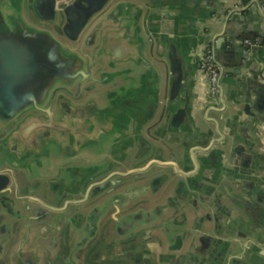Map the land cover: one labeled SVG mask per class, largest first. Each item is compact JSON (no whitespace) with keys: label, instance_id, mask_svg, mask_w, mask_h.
Listing matches in <instances>:
<instances>
[{"label":"water","instance_id":"water-1","mask_svg":"<svg viewBox=\"0 0 264 264\" xmlns=\"http://www.w3.org/2000/svg\"><path fill=\"white\" fill-rule=\"evenodd\" d=\"M26 1L0 0V156L3 159L0 160V193L11 188L15 172L24 173L28 183L39 179L43 182L44 200L38 201L36 192L27 199L32 204L36 200L40 202L47 213L38 218L34 207H25V218L10 215L0 223V231L7 237L3 240L2 235L0 245L10 248V264H46L44 254L52 255L60 246L58 234L50 237L47 225L56 213L59 221H70V216L83 203L76 199L83 195L84 203L91 207L90 217L98 208L96 224L101 223L100 238L104 239L91 242L93 235H86L83 245L74 247L77 234L67 233L66 223L62 242L71 254L80 249L90 251L98 242L102 247L128 242L129 253L133 254L151 232L155 233L152 239L168 242L170 246H176L187 236L189 250L197 252V233H205L203 238L211 243L223 225L232 240L241 246L242 240L254 231L252 205H264V168L254 164V159L261 156L262 141L247 143L241 148L244 152L236 156L239 128L232 121L245 118V105L232 107L215 100L211 110L215 116L205 117L204 123L197 126L199 140L193 151L181 152L160 139H148L142 132L138 141L126 149L124 157H115L112 145L127 135L139 111L136 108L140 100L131 99L141 94L139 80L151 78L157 95L161 88V67L166 64L151 57L156 38L147 29L148 17L142 16L143 12L121 13L127 4L124 1L113 6L117 0H54L57 9L53 19L35 22L25 14L29 10ZM258 6L263 9L262 4ZM149 7L147 3L141 7L146 15L151 12ZM236 19L230 15L224 31ZM230 33L227 42L221 37L224 44L217 45L218 51L214 48L221 66L218 94L223 89L221 81L225 75L239 79L243 70L252 72L249 60L262 45L260 38L248 31L230 30ZM239 33L244 34L242 38ZM240 38L244 45L245 40L258 43L245 45L248 49L242 55L235 43ZM108 68L112 71L105 78L101 73ZM171 71L177 72L173 65ZM130 72L134 73L133 82L138 79L136 88L127 87L126 75ZM204 74L209 92V76ZM254 76L259 78L262 74ZM117 78H126V85L118 84ZM180 79L176 77L173 93ZM257 85L260 88L254 102L257 115L248 117L245 123H253L260 134L264 130V85L259 81ZM132 89H136L133 94ZM173 93L171 104L177 101ZM186 102L185 105L188 98ZM202 110V106H197L196 115ZM211 160L216 166L211 175L203 177L205 165ZM192 165L196 171L190 168ZM69 166L74 169L72 176L79 191L72 195L74 201L60 209L58 196L49 190L50 178L55 174L67 178ZM133 185L144 190L139 201L128 198L114 202L115 195L128 196ZM180 188L188 191L184 199L169 207L174 211L159 204L171 200ZM12 200L15 211H24L19 198ZM150 204L159 205L160 209L156 206L152 216L148 212L144 214L142 209L144 215L137 219L134 211ZM113 209L119 217L111 219L128 225L127 240H115L114 226L108 217ZM221 209L226 211L225 224L219 220ZM180 211H184L191 224L188 231L172 220ZM51 238L53 246L49 244ZM72 257L74 264H78L86 256ZM125 262L130 263L128 259ZM103 264L117 263L110 258Z\"/></svg>","mask_w":264,"mask_h":264},{"label":"crops","instance_id":"crops-1","mask_svg":"<svg viewBox=\"0 0 264 264\" xmlns=\"http://www.w3.org/2000/svg\"><path fill=\"white\" fill-rule=\"evenodd\" d=\"M122 1L127 4L120 10L121 13L143 12L142 16L148 17L147 29L156 38L151 49V57L162 59L166 65L161 67L163 74L159 95L154 92L151 78L139 80L142 87L141 94L131 98L133 101L140 100L139 108L133 106L139 111L135 114L127 135L112 145L115 157H124L126 149L138 141L142 132L148 135V139H160L181 152L193 151L199 140L197 126L204 123L205 117L215 116L211 110L216 105L214 104L216 100L220 104L224 101L232 107L245 105L243 110L246 114L245 118L232 121L235 127L239 128L240 140L236 156L239 157L244 152L241 148L247 143L261 140L263 143L262 150L259 151L261 156L254 159V164L262 165L264 168V130H260L259 134L253 123L248 125L245 123L248 117L257 115L254 102L257 98L255 94L257 91L260 92L258 81L264 85V0H117L113 6ZM255 1L262 4L263 9ZM145 3L149 4L151 9L148 15L141 9ZM26 5H29V10H25L26 16L35 22H50L55 14L54 9H57L54 0H27ZM230 15L237 18L236 22L224 31V23ZM230 30L248 31L260 38L262 45L255 51V57L249 60L252 72L243 70L239 79L233 75H225L221 81L222 91L213 98L208 92L206 75L200 68V57L205 48L212 47L217 50V45L221 46L227 42L232 36ZM243 35L239 33L241 38ZM222 36L225 37L224 42ZM241 38L235 43L239 53L244 55L248 47L240 43ZM172 65L177 71L176 74L171 71ZM111 71L108 68L101 75L104 74L107 78L106 74ZM133 74L130 72L126 75L127 87L135 85L136 88L138 85V79L133 82ZM254 74H262V76L255 78ZM177 76L181 79L177 91L173 93V84ZM124 79L126 78H117L118 84L125 86ZM135 91L136 89L130 90L132 94ZM172 93L177 97L175 104L169 102ZM186 98L189 103L185 105ZM197 106L203 107L199 116L195 113ZM214 166H216L214 160L207 163L203 177L211 175ZM190 168L193 169L194 166ZM193 170L196 171L197 168ZM186 191L184 188L177 189L171 200H164L159 204L169 209L172 204L185 198ZM143 192L139 185H133L128 191L130 196L136 199L135 201L141 199L140 195ZM156 206L160 209L159 205L150 204L137 208L134 214L137 219L146 212L152 216ZM142 209L144 214H141ZM218 214L221 223L225 224L226 211L221 209ZM250 215L256 221L254 231L251 236L242 240L241 246H238L227 234L224 225H221L218 234H214L215 240L211 243L207 238H203L205 233H197L195 239L197 252L189 250L190 240L186 238L187 236H183L176 246L175 244L170 246L168 242L160 243L152 239L151 236L155 233L151 232L147 235L148 239L143 241L142 246L135 249L136 251L129 258L126 256L125 248L117 247L112 251L116 256H88L87 264L107 263L110 258L121 262L117 264H122L127 259L130 264H264V205H252ZM113 216L119 217L116 214ZM172 220L183 230L188 231L191 228L184 211L174 214ZM113 230L115 233L119 230V236H127V230L120 222L115 224ZM200 238L204 239L203 242ZM67 262L70 263V260L67 259Z\"/></svg>","mask_w":264,"mask_h":264},{"label":"flooded vegetation","instance_id":"flooded-vegetation-1","mask_svg":"<svg viewBox=\"0 0 264 264\" xmlns=\"http://www.w3.org/2000/svg\"><path fill=\"white\" fill-rule=\"evenodd\" d=\"M57 31L59 33H62L61 28H57ZM69 168L70 169L67 172L69 175L67 176V178L64 177L63 175H58V174H55L53 175L52 178H50L49 190L51 193H54L58 196V201L61 202V204L59 205L60 207H58L60 209L65 208L67 204H69L71 201H74L75 199H72L74 198L72 195H74V193L79 191V187L76 181L73 180L75 176H72V174L74 173L73 172L74 169L72 166H69ZM69 176H72V178L70 179ZM42 189H43V182L41 180L39 181V179H35L33 183H28L26 179V175L24 173L15 172L13 175L12 182H11V188L4 193H0V202L2 203V207H0V223L8 220L10 218V215H16L18 217L25 218V209H26L25 207H28L29 209L34 207L35 212H36V217L38 218L45 215L47 213L46 209L42 208L41 203L38 202L40 200H44L42 197ZM32 192L34 193L36 192L35 198L38 200V201L36 200V202H34L33 204L30 203L29 199H27L33 196V194L30 195ZM11 198L12 199L19 198L18 203L20 206L23 205L24 211L21 212L19 211L20 209H18V211L17 210L15 211L13 207L14 201ZM85 198L86 197L83 195L80 198L78 197L76 199L77 201H83V203L79 204L80 205L79 210H76V213H73L70 216V221L68 222L59 221V219L56 218L58 215L57 213L56 215H53V218H51V221L47 225L46 229L50 237L54 234H58V237L60 238V246L55 251L54 254L52 255L44 254V261L46 264L47 263L49 264H74L75 258H73L72 256H86L84 258V261L79 260L78 264H87L88 256H116L112 254V251L115 250L117 247L125 248V252L127 253L126 256L128 258L132 256V254L129 253L130 248L128 246V242L117 243L115 245H109V246H104V247L101 246L100 242H102L104 238L103 237L100 238L101 236L100 234L102 231L101 223L98 222L96 224L99 218L97 214L98 208L95 209L96 211H92L95 213H93V215L90 217L89 208L91 207L90 206L88 207V202L84 203ZM128 198L135 199V198H132L130 194L128 193V196L115 195L114 202L115 203L121 202L122 200L128 199ZM114 214L119 216L117 211L113 209L112 213L109 214L108 217L110 218L111 223H113V226L115 227V224L117 222L111 219V217L115 218V216H113ZM66 223L68 225L67 233L71 231L73 234H77L78 240L73 243L74 247L78 245L80 246L83 245L86 235L87 237H89V235L91 236L93 235L91 242L96 241V240H100V242H98V244L95 247H93V249L90 251H87L86 249L85 251H83V249H80L76 254H71L69 247L66 249L62 242L64 233H65L64 225ZM121 226L124 229H126L128 232V225L121 223ZM118 231L119 230H117L116 233L114 231L115 240L117 239L118 242L122 240H127L130 238V237L129 238L127 237L128 235L119 236ZM2 235L4 238L3 240L7 239L6 235L0 231L1 240H2ZM18 235L20 236V232ZM14 236L16 237L15 233H14ZM38 237H40V235ZM49 244L50 246L54 245L53 238H51V241H49ZM103 248L104 250H102ZM67 259L70 260V263L69 262L66 263ZM115 263H121V262L115 261ZM123 263L127 264V262H123ZM0 264H10V248L8 247V245L4 248L0 245Z\"/></svg>","mask_w":264,"mask_h":264},{"label":"built area","instance_id":"built-area-1","mask_svg":"<svg viewBox=\"0 0 264 264\" xmlns=\"http://www.w3.org/2000/svg\"><path fill=\"white\" fill-rule=\"evenodd\" d=\"M257 43L258 42L252 43L250 40H245V45L247 46H253ZM200 68L209 76V92L211 97H216L219 92L221 66L216 59L214 48H206L205 54L200 62Z\"/></svg>","mask_w":264,"mask_h":264},{"label":"rangeland","instance_id":"rangeland-1","mask_svg":"<svg viewBox=\"0 0 264 264\" xmlns=\"http://www.w3.org/2000/svg\"><path fill=\"white\" fill-rule=\"evenodd\" d=\"M0 160L3 161L2 156H0Z\"/></svg>","mask_w":264,"mask_h":264}]
</instances>
